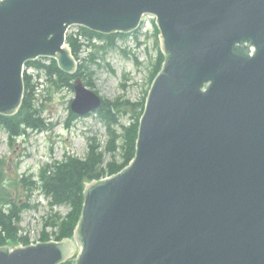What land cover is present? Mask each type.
<instances>
[{
  "label": "water",
  "instance_id": "95a60500",
  "mask_svg": "<svg viewBox=\"0 0 264 264\" xmlns=\"http://www.w3.org/2000/svg\"><path fill=\"white\" fill-rule=\"evenodd\" d=\"M148 14L166 60L134 159L87 184L75 241L2 246L0 264H60L77 246L76 264H264V0H0V113L19 110L28 60L77 70L69 26L127 32ZM74 88L77 114L102 105Z\"/></svg>",
  "mask_w": 264,
  "mask_h": 264
},
{
  "label": "trees",
  "instance_id": "16d2710c",
  "mask_svg": "<svg viewBox=\"0 0 264 264\" xmlns=\"http://www.w3.org/2000/svg\"><path fill=\"white\" fill-rule=\"evenodd\" d=\"M83 33L90 38L98 37L105 39L103 45H95L97 50L90 53V60L95 61L98 56V49L102 48L108 52L115 46L118 37H125L127 33L103 34L88 28H82ZM156 37L159 30L156 27ZM68 42L72 47L74 55H78L82 48V43L73 35L68 36ZM158 43V40H157ZM165 55L158 49V55L153 62L151 80L157 75L164 62ZM28 61V65H35L43 69L49 84V96L57 90L63 88L73 89V81L77 75L83 77L86 83L95 87L92 80L93 72L89 71L88 65L81 63L76 74H71L59 68L56 59L51 58ZM25 94L20 110L15 115L0 114V126L3 127L10 136L11 144L20 136L29 134V129L33 131L44 130L48 127L42 117V108L37 104L36 86L33 77L25 72ZM52 88V92H51ZM146 96L140 101L130 99L114 100L104 98L102 107L98 110L99 117L104 121L109 134V140L105 151L110 153L111 160L105 162L104 152L99 149V145L90 144V150L86 158L67 155L62 160L46 162L40 167L37 176L34 174L23 175L13 184L17 185V191L22 189L27 193L28 198L22 200L13 191H8L9 183L6 178L5 160H0V245L6 243H29L27 236H20V222L22 213L32 207L29 193L38 189L49 199L50 211L44 221V226L56 228L55 239L62 240L72 237L81 218L85 201V182L87 180L100 179L101 177L112 175L124 168L133 159L136 152V142L138 138L140 117L144 111ZM122 115H130V123H121ZM70 117L77 116L70 111ZM121 124L122 131H118L116 125ZM13 142V143H12ZM64 205L68 208L67 213L54 211V206ZM49 235L44 231L42 240H48ZM70 259L61 264H74Z\"/></svg>",
  "mask_w": 264,
  "mask_h": 264
},
{
  "label": "rangeland",
  "instance_id": "374dc122",
  "mask_svg": "<svg viewBox=\"0 0 264 264\" xmlns=\"http://www.w3.org/2000/svg\"><path fill=\"white\" fill-rule=\"evenodd\" d=\"M76 30V27L71 29V31ZM152 33L153 17L149 16L138 34V39L132 34L119 40L117 47L108 53L102 49L98 50L95 61H86L89 71L93 72L92 80L101 95L110 99H116L121 95L124 97L121 99L132 100L140 99L144 95L151 70L148 60L154 58L157 52L156 40ZM81 57L86 58L84 51ZM135 58L143 64H137ZM122 82H126L128 86L124 88ZM43 84L47 86V83ZM40 89H43V85H40ZM48 95L49 93L43 90L38 91L37 94V100L39 98L43 110V118L49 124L47 129L33 131L26 138H19L15 143L10 144L8 133L0 127V159L5 160L6 178L9 183H12L8 185L7 190L13 191L24 201L28 198L27 193H24L23 189L18 192L17 185L13 186L18 178L37 173L40 165L52 158L62 159L66 154L85 157L91 141L101 144L100 149L105 151L108 140L105 124L96 113L75 119L71 128L66 126L70 102L75 95L73 90L64 88L53 92L51 96ZM130 121L129 115H122V123L126 124ZM105 158L106 161L111 158L109 153L105 154ZM29 196L31 204H38V206L26 209L22 213L19 235L27 236L31 242H35L41 239L45 229L48 201L38 189L30 192ZM67 209L66 206L55 208L63 213ZM47 231L51 232L52 228L48 227ZM9 245L13 247L24 244L10 243Z\"/></svg>",
  "mask_w": 264,
  "mask_h": 264
}]
</instances>
